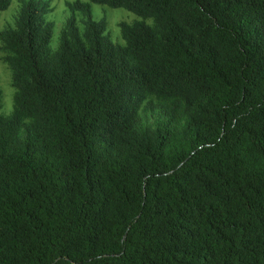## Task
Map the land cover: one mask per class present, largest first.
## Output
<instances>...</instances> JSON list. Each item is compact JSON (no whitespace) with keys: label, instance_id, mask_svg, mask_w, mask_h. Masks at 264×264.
Returning a JSON list of instances; mask_svg holds the SVG:
<instances>
[{"label":"trees","instance_id":"trees-1","mask_svg":"<svg viewBox=\"0 0 264 264\" xmlns=\"http://www.w3.org/2000/svg\"><path fill=\"white\" fill-rule=\"evenodd\" d=\"M66 5L54 52L51 0L0 33V264H264V0Z\"/></svg>","mask_w":264,"mask_h":264},{"label":"rangeland","instance_id":"rangeland-1","mask_svg":"<svg viewBox=\"0 0 264 264\" xmlns=\"http://www.w3.org/2000/svg\"><path fill=\"white\" fill-rule=\"evenodd\" d=\"M76 0H51L53 11L47 15L49 21L54 22L53 37L51 41V50H57L61 32L64 29L71 12L66 5L67 2H74ZM87 1V0H82ZM20 11V0H12L11 6L6 11H0V33L3 30L14 27L16 19ZM78 24L83 28L82 15L76 13ZM92 16L95 20H100L106 17L108 21L107 34L114 43L124 45L125 42L121 36L120 23L142 20L136 14L124 8H111L106 5L92 3ZM152 24V20H146ZM5 52L3 51V44L0 39V102L2 109L0 110V118L10 116L15 107L16 87L13 82V72L10 67L4 62ZM141 123L143 126L153 125L157 121L158 115L144 109L141 112Z\"/></svg>","mask_w":264,"mask_h":264}]
</instances>
